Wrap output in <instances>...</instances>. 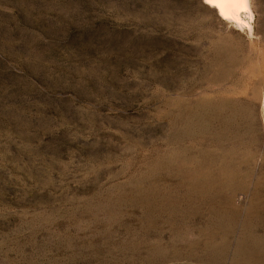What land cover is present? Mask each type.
I'll use <instances>...</instances> for the list:
<instances>
[{
  "label": "rangeland",
  "instance_id": "1",
  "mask_svg": "<svg viewBox=\"0 0 264 264\" xmlns=\"http://www.w3.org/2000/svg\"><path fill=\"white\" fill-rule=\"evenodd\" d=\"M212 6L0 0V264H264V0Z\"/></svg>",
  "mask_w": 264,
  "mask_h": 264
},
{
  "label": "bare ground",
  "instance_id": "2",
  "mask_svg": "<svg viewBox=\"0 0 264 264\" xmlns=\"http://www.w3.org/2000/svg\"><path fill=\"white\" fill-rule=\"evenodd\" d=\"M210 4L213 5L217 9L219 14L222 15L224 18L230 14L231 9H237V10L249 9V0L246 4L233 3V2H210Z\"/></svg>",
  "mask_w": 264,
  "mask_h": 264
},
{
  "label": "snow or ice",
  "instance_id": "3",
  "mask_svg": "<svg viewBox=\"0 0 264 264\" xmlns=\"http://www.w3.org/2000/svg\"><path fill=\"white\" fill-rule=\"evenodd\" d=\"M209 2H233V3H244L246 4L248 0H209Z\"/></svg>",
  "mask_w": 264,
  "mask_h": 264
}]
</instances>
